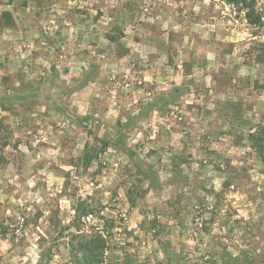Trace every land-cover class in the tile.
Masks as SVG:
<instances>
[{"label":"rangeland","instance_id":"1","mask_svg":"<svg viewBox=\"0 0 264 264\" xmlns=\"http://www.w3.org/2000/svg\"><path fill=\"white\" fill-rule=\"evenodd\" d=\"M263 142L264 0H0V264H264Z\"/></svg>","mask_w":264,"mask_h":264},{"label":"trees","instance_id":"2","mask_svg":"<svg viewBox=\"0 0 264 264\" xmlns=\"http://www.w3.org/2000/svg\"><path fill=\"white\" fill-rule=\"evenodd\" d=\"M235 2L237 0H229ZM102 143L104 148L113 145L112 140L97 138ZM261 149L262 156H264V142L257 145ZM86 157L88 162L93 159L92 154L87 151ZM107 247V239L101 232H92L83 235L78 244V248L74 253L75 264H103L105 262V252Z\"/></svg>","mask_w":264,"mask_h":264}]
</instances>
